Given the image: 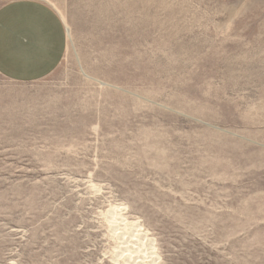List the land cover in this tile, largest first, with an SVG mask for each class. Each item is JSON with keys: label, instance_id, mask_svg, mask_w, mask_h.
Wrapping results in <instances>:
<instances>
[{"label": "rangeland", "instance_id": "obj_1", "mask_svg": "<svg viewBox=\"0 0 264 264\" xmlns=\"http://www.w3.org/2000/svg\"><path fill=\"white\" fill-rule=\"evenodd\" d=\"M44 1L61 64L0 76V264H264V0Z\"/></svg>", "mask_w": 264, "mask_h": 264}, {"label": "crops", "instance_id": "obj_2", "mask_svg": "<svg viewBox=\"0 0 264 264\" xmlns=\"http://www.w3.org/2000/svg\"><path fill=\"white\" fill-rule=\"evenodd\" d=\"M67 49L63 20L44 0H0V76L35 83L51 75Z\"/></svg>", "mask_w": 264, "mask_h": 264}, {"label": "bare ground", "instance_id": "obj_3", "mask_svg": "<svg viewBox=\"0 0 264 264\" xmlns=\"http://www.w3.org/2000/svg\"><path fill=\"white\" fill-rule=\"evenodd\" d=\"M113 213H115V212H113ZM113 215V214H112ZM115 223V222H114ZM149 246V245H148ZM158 258V257H157ZM155 262V261H154Z\"/></svg>", "mask_w": 264, "mask_h": 264}]
</instances>
